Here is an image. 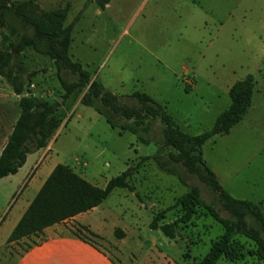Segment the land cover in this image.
<instances>
[{"label":"rangeland","instance_id":"374dc122","mask_svg":"<svg viewBox=\"0 0 264 264\" xmlns=\"http://www.w3.org/2000/svg\"><path fill=\"white\" fill-rule=\"evenodd\" d=\"M33 1L45 11L66 7L65 25L81 10L71 30L69 58L78 62L90 79L121 99L133 91L148 94L189 134L211 127L207 114L216 110L217 100L225 96L229 83L247 75L255 78L258 68L264 74V0H109L103 9L86 0ZM16 28L31 32L29 27ZM14 38L0 29V46ZM13 62L25 81L24 95L58 102L56 115L61 123L45 151L51 161L85 170L91 181L102 186L128 166H137L143 156L162 154L163 160L167 159L170 149L160 145L162 125L158 119L151 121L146 135L149 143H140L128 130L110 128L93 108L79 103L84 89L59 100L63 89L48 56L27 47ZM60 75L66 81L75 80L68 71L62 70ZM194 75L197 88L185 91ZM7 91L11 88L0 77V92ZM18 98L10 96V123L18 112ZM261 121L264 107L249 113L246 138L227 145L233 146L242 166L225 187L235 198L259 201L264 215ZM174 167L183 183L152 159L144 160L129 179L133 191L114 188L94 211L102 225L101 239L94 240L116 264H194L221 233L220 224L200 208L188 222L177 224L172 239L149 228L152 217L172 205L191 185L199 188L202 199L220 216L229 217L203 183L180 166ZM19 191L3 197L0 220L6 218L8 207L13 209L28 199ZM180 213L178 206L167 209L157 223L171 222ZM235 238L243 245V255L233 261L221 257L214 264H264L248 253L254 248L252 242L242 236ZM13 257L0 244V264H11Z\"/></svg>","mask_w":264,"mask_h":264},{"label":"trees","instance_id":"16d2710c","mask_svg":"<svg viewBox=\"0 0 264 264\" xmlns=\"http://www.w3.org/2000/svg\"><path fill=\"white\" fill-rule=\"evenodd\" d=\"M108 1L86 0V3L94 2L99 9H103ZM66 12V7L41 10L33 0H0V29L7 30L15 37L6 44L1 42L0 77L9 84L11 91L19 96L18 114L0 151V178L15 173L24 163L28 153L45 147L61 123V117L56 115L55 103L23 94L25 81L13 58L28 47L48 56L53 62L57 80L63 89L60 94L63 101L70 94H80L84 89L79 103L93 108L110 128L128 130L140 143L147 144L149 140L146 135L150 130L151 121L158 119L162 125L160 145L163 149H170L166 154L167 159L163 160L162 154L143 156L136 165L152 159L161 170L176 175L183 183V178L174 167L180 166L185 173L203 183L214 194L220 208L229 215L220 216L211 203L202 199L199 188L191 185L185 193L176 197L172 205L152 217L148 224L150 229H157L163 236L172 239L177 224L188 222L200 208L220 224L222 231L194 264H214L221 257L229 261L239 259L243 255V245L236 236H242L252 242L254 248L248 253L264 263V215L259 202L235 198L224 190L206 165L201 151L206 140L214 135L227 133L243 118L250 105L254 77L247 75L232 83L227 91L229 105L215 116L211 127L198 134H189L174 122L165 107L148 94L133 91L121 99L98 81L90 79L81 65L68 56L71 30L81 10L65 25ZM17 25L22 28L29 27L31 32L27 34L19 31ZM62 70L73 74L75 80L63 79L60 75ZM261 71L263 70L260 69L259 72ZM137 166H128L119 174L110 177L104 187L100 188L80 177L69 166L57 163L11 230L7 241L36 234L45 227L96 207L114 188L133 191L129 179ZM176 206L180 208V215L171 222L157 223L163 218L164 211ZM81 229L90 233L83 226L77 227L76 232L80 233Z\"/></svg>","mask_w":264,"mask_h":264},{"label":"crops","instance_id":"0c3cea01","mask_svg":"<svg viewBox=\"0 0 264 264\" xmlns=\"http://www.w3.org/2000/svg\"><path fill=\"white\" fill-rule=\"evenodd\" d=\"M260 69L258 68L257 76L254 78L250 105L243 118L233 125L227 133L217 134L206 140L201 148L202 157L206 165L213 172L224 190H226L225 186L228 184L229 179L236 176L242 166V163L236 160L233 146L227 147V145L236 139L242 140L246 138V122L249 113L255 110L259 111L264 107V75L259 72ZM196 78L197 75H194L188 91L197 88ZM231 84L229 83L225 87V96L221 99L218 98L216 110L207 114L208 123L212 124L215 116L229 105L230 100L227 91ZM11 95H14V97L18 96L11 91H7L5 94L0 92V151L18 114L17 112L13 122L10 123L9 101ZM171 117L173 118L172 115ZM259 126L263 128L264 121H261ZM54 135L53 133L48 139L45 147L28 153L24 163L15 173L0 178V208L5 204V201L3 203L2 200L3 197L7 198L11 192L18 188H20L19 194L25 193L24 195L28 196V199L18 203L13 209L11 206L8 207L5 213L6 218L3 219V217L0 220V239L2 240L0 244L7 253L12 252L14 254L11 264H116L111 255L95 241L96 239H101L102 225L94 217V211L100 204L60 223L45 227L36 234H31L15 241H7L11 230L54 165L61 163L51 161L45 154V151L49 150L53 143ZM61 164L69 166L73 172L97 187L102 188L106 183L104 181L102 186H98L87 177L85 170L76 169L64 162ZM79 226L85 227L90 232L89 235L93 237V240L81 233H77L76 228Z\"/></svg>","mask_w":264,"mask_h":264},{"label":"water","instance_id":"95a60500","mask_svg":"<svg viewBox=\"0 0 264 264\" xmlns=\"http://www.w3.org/2000/svg\"><path fill=\"white\" fill-rule=\"evenodd\" d=\"M61 99H62V98L60 97L59 100H61ZM59 100H58V101H59ZM57 105H58V102H55V106H57Z\"/></svg>","mask_w":264,"mask_h":264},{"label":"built area","instance_id":"2783aa9c","mask_svg":"<svg viewBox=\"0 0 264 264\" xmlns=\"http://www.w3.org/2000/svg\"><path fill=\"white\" fill-rule=\"evenodd\" d=\"M187 83H190V81H186Z\"/></svg>","mask_w":264,"mask_h":264}]
</instances>
